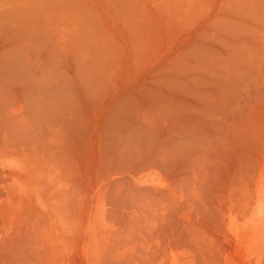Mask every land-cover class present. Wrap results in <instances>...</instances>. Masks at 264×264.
<instances>
[{
    "label": "bare ground",
    "instance_id": "1",
    "mask_svg": "<svg viewBox=\"0 0 264 264\" xmlns=\"http://www.w3.org/2000/svg\"><path fill=\"white\" fill-rule=\"evenodd\" d=\"M261 172L264 0H0V264H262Z\"/></svg>",
    "mask_w": 264,
    "mask_h": 264
},
{
    "label": "rangeland",
    "instance_id": "2",
    "mask_svg": "<svg viewBox=\"0 0 264 264\" xmlns=\"http://www.w3.org/2000/svg\"><path fill=\"white\" fill-rule=\"evenodd\" d=\"M259 175H263L262 177H261V179H260V183L258 182V179H259V177H257L256 176V178H254V180L250 183V185L248 186L249 187V192L251 191V190H253V191H251L250 192V194H252L254 197H252V203H253V201L255 200L254 198L256 197V194H257V191H258V188H260V186H261V188H263L264 189V172H261V174H259ZM254 183V184H253ZM253 186V188L251 189V187ZM262 189V190H263ZM247 192V191H246ZM239 195H237V198H236V200H234V204H232V207H231V209H230V212L231 211H233L232 213H233V215L232 214H230L229 215V218H228V220H227V224H228V227L231 229V225L233 224V223H239V222H241L242 221V219L244 218L243 216V214H241L242 213V210H240L241 209V207H242V204H238V198H242V197H238ZM251 196V195H250ZM240 200V199H239ZM241 202V200L239 201V203ZM236 204H238V206L240 207H238ZM235 207H234V206ZM252 205V204H251ZM234 207V209H235V211L232 209ZM236 208H239V210H237V212H236ZM238 211L240 212L239 214H238ZM234 212H236V213H234ZM234 214H236V215H234ZM243 215V216H242ZM264 218V207L263 208H261L254 216H253V218L250 220V223H254V220L255 219H257V220H259L258 221V223L262 220ZM231 231V230H230ZM234 246H232L231 247V249L233 248ZM230 249V255H229V259L231 260H229L231 263L230 264H241V262H242V264H243V262L245 263V264H247V262L245 261V258H244V255H243V253L240 251V248L238 249V248H236L235 249V251H238V254L240 255V254H242V255H240V257L238 256L237 257V252L235 253V251H234V248H233V250H231ZM232 253V254H231ZM234 254V255H233ZM235 254H236V256H235ZM263 254H264V252H263ZM232 258H231V257ZM235 256V257H234ZM263 257H264V255L262 256V259H261V261L263 260ZM235 258V260H233ZM237 258V259H236ZM232 260H233V262H232ZM260 261V260H259ZM236 262V263H235ZM259 263V262H258ZM260 263H262V262H260ZM262 264H264V263H262Z\"/></svg>",
    "mask_w": 264,
    "mask_h": 264
},
{
    "label": "crops",
    "instance_id": "3",
    "mask_svg": "<svg viewBox=\"0 0 264 264\" xmlns=\"http://www.w3.org/2000/svg\"><path fill=\"white\" fill-rule=\"evenodd\" d=\"M81 191V190H80ZM81 195V194H80ZM59 227H60V224L58 225ZM68 226H63V227H61V229L62 230H65L66 228H67ZM59 245V244H58ZM61 245H62V250H61V253L64 255L63 256V258H66V254L67 253H69L70 252V247H68V242L66 241H63L62 243H61ZM251 259V258H250ZM252 259H253V257H252ZM254 259H256V257L254 256Z\"/></svg>",
    "mask_w": 264,
    "mask_h": 264
}]
</instances>
